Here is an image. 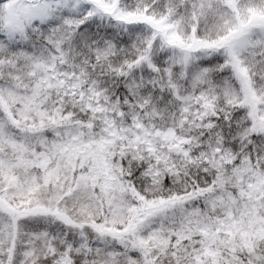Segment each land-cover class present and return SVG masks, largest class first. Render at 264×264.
Here are the masks:
<instances>
[{"label":"snow or ice","instance_id":"1","mask_svg":"<svg viewBox=\"0 0 264 264\" xmlns=\"http://www.w3.org/2000/svg\"><path fill=\"white\" fill-rule=\"evenodd\" d=\"M0 264H264V0H0Z\"/></svg>","mask_w":264,"mask_h":264}]
</instances>
